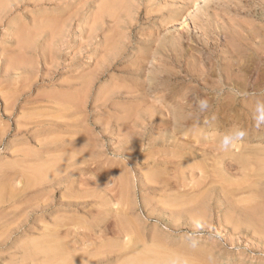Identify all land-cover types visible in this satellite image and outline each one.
Instances as JSON below:
<instances>
[{"label":"rangeland","instance_id":"1","mask_svg":"<svg viewBox=\"0 0 264 264\" xmlns=\"http://www.w3.org/2000/svg\"><path fill=\"white\" fill-rule=\"evenodd\" d=\"M105 1L24 0L0 28V264H264V236L234 224L264 207V0H124L130 16L102 22ZM16 28L33 47L11 72ZM182 29L159 87L129 76L140 48L91 78L115 43ZM236 51L253 58L241 71ZM61 155L70 182L49 190Z\"/></svg>","mask_w":264,"mask_h":264},{"label":"bare ground","instance_id":"2","mask_svg":"<svg viewBox=\"0 0 264 264\" xmlns=\"http://www.w3.org/2000/svg\"><path fill=\"white\" fill-rule=\"evenodd\" d=\"M24 0H0V28H2V26L4 25V20L6 19V17L7 16H9L8 14H10V13H13V9H17L18 7H20L21 6V3L23 2ZM37 0H33V2H36ZM126 1V0H125ZM124 0H106L100 7H99V9H98V11H97V18H98V20L100 21H102L103 22V20H105V21H107V20H115L113 17H118L119 16V14H117L116 15V13L118 12V11H120V13H121V11H122V9H123V13L124 14H127L128 13V11L126 10V6H127V9H129V7L130 6H132V5H130L129 7H128V5H123L122 3H124L125 2ZM128 1V0H127ZM185 1L186 0H174V2L171 4L172 6H175V5H182V6H184V3H185ZM126 4H129V3H126ZM137 7V6H136ZM135 8V7H134ZM178 8V10L179 9H181L180 8V6H178L177 7ZM239 8V7H238ZM137 9V11H136V13H137V16L140 14V11H142V10H140L139 11V7L138 8H136ZM130 10V9H129ZM148 10V8H144V16H145V19H147V18H149L150 16H151V12H149V10ZM182 10H183V8H182ZM127 11V13H125ZM131 11V10H130ZM133 12H134V10H132ZM151 11V10H150ZM180 11V10H179ZM178 11V12H179ZM132 12V13H133ZM131 13V14H132ZM123 14V15H124ZM128 14H130V12L128 13ZM127 14V16L129 17L130 15H128ZM164 14H166V13H164ZM169 14V13H168ZM116 15V16H115ZM125 16V15H124ZM113 18V19H112ZM131 18V17H130ZM133 18V17H132ZM132 18H131V20H132ZM153 18V17H152ZM107 19V20H106ZM118 19V18H117ZM127 19V21H128V18H126ZM130 20V19H129ZM134 21H130V27L132 26L131 24V22H133L134 24H136V20H139V19H137V17L135 16V18L133 19ZM150 20V19H149ZM111 21V22H112ZM117 21V20H116ZM108 22V21H107ZM119 23V22H118ZM123 23H125V22H123ZM51 24V23H50ZM49 23H48V26L50 25ZM120 24H122V23H120ZM139 24V23H138ZM143 24V23H142ZM116 25H117V22H116ZM129 25V24H128ZM127 25V26H128ZM134 26V25H133ZM118 27V26H117ZM120 28H122V26H119ZM47 28V27H46ZM49 28H51V27H49ZM128 28V27H127ZM182 28V27H181ZM6 30H4V31H10V30H7V28H5ZM130 29V28H129ZM184 29V28H183ZM183 29L182 30H178V31H176L177 32V34H176V36L172 33V37H168V35L167 36H163V38H160L159 36L160 35H157V38H156V36H154V38H153V40H151L152 38H151V36H152V33L150 34V35H147V36H150V37H146V38H140V40L139 41H135L134 40V42L135 43H133L131 40H127V41H125L124 43H119V44H114L113 46H112V49L110 50V52H109V54L103 59V61H102V65L100 66V68H98L97 70H95L96 71V73L91 77L93 80H94V78H100L101 77V75L105 72V69H107V67H109L110 65H112V63H114V61H117L118 59L120 60V58L122 57V56H126V55H128V54H130L131 52H133V50L134 49H136V51L137 52H139V48H140V50H141V52H139L140 54H136V55H133V56H135L134 57V61L132 62V61H130L131 63V66H130V68H129V70L128 71H130V74H129V76H133V77H135L136 79H140V82L141 83H143V85H145V87H147V89H148V87H151V86H153V84H155V83H157L156 81H158L156 78H154V76L156 75H154V76H152V74H154L155 73V71L156 70H158L159 69V71H160V69H163L162 71H165L164 70V68H167V66H168V61H170V59H175V58H172L173 56L172 55H175V54H172L171 52H173L171 49H175L174 50V52L176 51V53H178V49H180L179 47H180V44L182 45L183 44V46H184V44L186 43V42H184V40L186 39H189L188 38V36L187 35H185L184 34V32H183ZM120 30V29H119ZM32 31V30H31ZM31 31L29 30V29H27V30H25V28L24 29H20V28H16V29H12L11 30V32H12V34H14V33H17L16 35L18 36V38H17V46H18V49L20 50H18L19 52H17V54H14V56H13V58L11 59V60H9L8 61V63H9V65L7 66L8 67V69H7V71H11V72H13V71H15V70H17V69H22V67H26V65H24V63H26L27 61H25L26 60V58H25V56H24V53L25 52H27L30 48V50H32V42L31 41H33L32 40V37H31V35H30V33H31ZM2 32H3V29H2ZM34 32V31H33ZM130 32V31H129ZM151 32V31H150ZM189 32V31H188ZM149 34V33H148ZM164 34V33H163ZM168 34V33H167ZM189 34V33H188ZM248 34V33H247ZM251 34V33H250ZM165 35V34H164ZM171 35V34H170ZM173 35L175 36L174 38H173ZM191 36V35H190ZM241 36V35H240ZM244 35H242V37H243ZM246 36V35H245ZM248 36V35H247ZM194 37V36H193ZM252 37V36H251ZM151 38V39H150ZM191 38H192V36H191ZM239 38V37H238ZM238 38H236V40L238 39ZM209 39V38H208ZM137 40H138V38H137ZM169 40V42H171V46L173 47V48H171L170 46H167L166 45V43H165V45H164V41H168ZM191 40V39H190ZM239 40L240 39H238V41H237V43L239 42ZM241 40H243L244 41V37H243V39L241 38ZM192 41V40H191ZM245 41H246V39H245ZM184 42V43H183ZM193 42V41H192ZM242 42V41H241ZM178 43H179V45H178ZM167 44H169V43H167ZM210 44V43H209ZM242 44V43H241ZM245 44H246V42H245ZM186 45V44H185ZM211 45V44H210ZM242 45H244V43L242 44ZM16 46V47H17ZM32 46V47H31ZM179 46V47H178ZM187 46V45H186ZM190 46V45H189ZM207 46V45H206ZM237 46V45H236ZM247 46V45H246ZM263 46V45H262ZM178 47V48H177ZM182 47V46H181ZM205 47V46H204ZM238 47H240V46H238ZM242 47V46H241ZM207 48V47H206ZM184 49V48H183ZM258 49H260V46L258 47ZM258 49H257V51L256 50H254L253 52H255V53H253L254 55L252 56L253 58H255L256 57V59L257 60H260V58H261V53L260 52H258ZM247 50H248V48H247ZM261 50V49H260ZM259 50V51H260ZM181 51V49L179 50V52ZM249 51V50H248ZM248 51H246V53L245 54H243V53H241L240 51H236L237 53H236V58H235V54H233V58L231 59V60H234L233 62H235L234 63V65L233 66H237V70H240V64H242L243 66L245 65V66H247L246 64L248 63V61L250 62L252 59H250L251 57H250V55H248L250 52H248ZM212 52V51H211ZM248 52V53H247ZM28 53V52H27ZM209 53V52H208ZM26 54V53H25ZM251 54V53H250ZM178 55V57H179V53L177 54ZM25 59V60H24ZM178 59V58H177ZM264 59V58H263ZM262 59V60H263ZM131 60V59H130ZM177 62L176 60H172V62ZM120 62V61H119ZM174 62V63H175ZM232 62V63H233ZM253 62V61H252ZM257 62V61H256ZM260 62H262V61H260ZM174 63H173V65H174ZM123 64V63H122ZM215 64V63H214ZM217 64L219 65L220 63H218L217 62ZM171 65H172V63H171ZM172 65V66H173ZM238 65H240L239 67H238ZM248 65H249V63H248ZM215 66H217V65H215ZM257 66V65H256ZM218 67V66H217ZM242 67V66H241ZM125 68V67H124ZM127 68V67H126ZM171 69L173 68V67H170ZM219 68V67H218ZM243 68L244 67H242V70H243ZM246 68V67H245ZM259 68V67H258ZM247 69H248V67H247ZM6 70V69H5ZM170 70V69H169ZM123 71V70H122ZM127 71V72H128ZM241 71V70H240ZM240 71L238 72V73H240ZM245 71V70H244ZM165 72H167V71H165ZM225 72V71H224ZM243 72V71H242ZM129 73V72H128ZM157 73V72H156ZM169 73V72H168ZM168 73H167V76L164 74V73H162V74H164L165 76L164 77H169L170 75H171V71H170V75L168 76ZM228 73V72H227ZM219 74H222V73H219ZM224 74V73H223ZM237 74V73H236ZM159 74L157 73V76H158ZM235 75V74H234ZM234 75H233V77H234ZM240 75H241V73H240ZM260 75V74H259ZM227 76V75H226ZM238 76V75H237ZM244 76V75H243ZM242 76V77H243ZM161 76L159 75V78H160ZM227 77H229V73H228V76ZM231 77V76H230ZM229 77V78H230ZM259 77H261V75L259 76ZM162 78V77H161ZM228 78V79H229ZM234 78H238L239 79V76L238 77H234ZM89 80H91L90 78H89ZM88 80V81H89ZM226 80H227V78H226ZM201 81V80H200ZM233 81V80H232ZM85 82H87V81H85V80H83V82H81L82 83V85L85 83ZM0 84H1V82H0ZM87 84V83H86ZM82 85H81V87H82ZM90 85H91V83H90ZM134 85H138V82H137V84H134ZM143 85H141V86H143ZM163 85V84H162ZM84 86H86L87 87V85H85L84 84ZM83 86V87H84ZM139 86V85H138ZM157 87H159L158 86V83H157V85H156ZM205 86V85H204ZM161 87V86H160ZM133 88H136L135 86L133 87ZM153 89L155 88V87H152ZM83 89H86V88H83ZM81 90V91H79L78 93H73V94H71V95H67V96H65V97H63V99L61 100V102H62V104L61 103H59L58 104V98H59V96H57V98H56V96L55 97H51L50 96V98L51 99H55L56 98V101L55 102H57V105H59L60 107H64L65 109H69L70 107L72 108H76L77 106H78V104H80V101L82 100V95H84L85 94V92H84V94H83V91H86V90ZM89 89V88H88ZM136 89H139V87H137ZM141 89V88H140ZM140 89L138 90V91H140ZM156 89V88H155ZM142 90L144 91V88H142ZM141 90V91H142ZM134 91H135V89H134ZM137 91V90H136ZM140 91V92H141ZM141 94V93H140ZM83 101V100H82ZM179 101H177V104H179L178 103ZM82 103V102H81ZM184 103V102H183ZM61 104V105H60ZM180 105H181V103H180ZM180 105H178V106H180ZM185 106V105H184ZM183 105H182V107H183V109L185 108ZM181 107V106H180ZM8 108H9V106H7V105H5L4 106V111H7L8 110ZM178 109H179V107H177ZM170 109H171V107H170ZM181 109V108H180ZM182 113V112H181ZM181 115V114H180ZM173 116V115H172ZM177 116V115H176ZM178 117V116H177ZM179 118V117H178ZM175 123H177V122H175ZM178 123H179V121H178ZM52 127H53V125H51ZM178 126V125H177ZM55 127V126H54ZM49 142V141H48ZM50 142H52V141H50ZM61 146V145H60ZM66 145H63L62 147H65ZM69 147V146H68ZM56 148H58V146H56ZM30 154V153H29ZM70 154V153H69ZM68 156H70V155H68ZM67 155H61L60 157H57V158H55L54 157V159L53 160H47L48 161V165H47V167H48V169H50V170H47V172H49V174L50 175H53V177L51 178V180L50 181H48L49 182V184H48V186H47V188L49 189H51V190H54L58 185H61V184H67L68 182H70V177H68V174H66L65 176H60V174H58V172L59 171H62V170H64V169H66L67 167H68V165H69V168H70V163L68 162L69 161V158L70 157H68ZM53 158V157H52ZM259 158V157H258ZM262 158V157H261ZM46 159V158H45ZM46 161V160H45ZM42 165V164H41ZM249 166V165H248ZM40 167V166H39ZM263 167V166H262ZM34 167H32V169H33ZM72 168V167H71ZM74 168V167H73ZM72 168V169H73ZM264 168V167H263ZM31 169V168H30ZM253 169V168H252ZM37 170L39 171V173L41 172V170H39L38 168H37ZM37 170H36V173H37ZM255 170V169H254ZM43 171L45 172V174L43 173ZM42 171V175H43V177H44V175L45 176H47L46 175V168H45V170H43ZM65 171V170H64ZM257 171V170H256ZM256 171H254V172H256ZM252 172V171H251ZM34 173V172H33ZM39 173L37 174V175H39ZM58 175H57V174ZM48 174V173H47ZM49 175V176H50ZM54 175H56L55 177H54ZM32 176V175H31ZM29 178V177H28ZM42 178V177H41ZM34 179V178H33ZM43 179V178H42ZM244 180H246L245 178H244ZM243 180V181H244ZM28 181V180H27ZM35 181V180H34ZM219 181V180H218ZM230 181V180H229ZM232 181V180H231ZM247 181V180H246ZM245 182V181H244ZM251 182V181H250ZM221 184V183H220ZM225 184V183H224ZM230 184V183H229ZM244 185H245V183H243ZM231 185V184H230ZM237 185V184H236ZM235 185V186H236ZM251 185V184H250ZM221 186H223V185H221ZM234 187V186H233ZM244 188H246V187H244ZM251 187H249V189H250ZM49 189V190H50ZM239 189V188H238ZM242 189V188H241ZM249 192V191H248ZM251 194V193H250ZM199 196V195H198ZM203 197V196H202ZM248 197H250V196H248ZM238 199V198H237ZM236 199V200H237ZM241 199V198H240ZM244 199H246L245 197H244ZM244 199H242V201L244 200ZM252 199L253 198H250V200H251V202H252ZM194 200V199H193ZM197 199H195V201H196ZM250 200L249 199H246V200H244V203L245 202H247L248 201V204H250ZM254 200V199H253ZM194 201V203H196ZM200 200L198 199L197 200V202H199ZM253 203L254 202H252V204H250V205H253ZM255 203H256V201H255ZM193 204V203H192ZM246 204L247 203H245L244 205L246 206ZM247 204V205H248ZM243 205V204H242ZM249 206V205H248ZM244 207V206H243ZM241 209H243V210H241ZM240 210L242 211H239V210H237V211H239L238 213H235V214H239V216H238V218L236 217V215L234 214V212H233V214L235 215V217H236V219H234V224L237 226V227H239V225H240V227L243 225L244 226V224L247 226V227H253V230H255V232H257L259 235H262V236H264V207H262V206H258V205H253L252 207H248V208H240ZM236 212V211H235ZM102 222L101 221H98V222H96V225L99 227V226H102V225H100ZM116 223V222H115ZM103 225H105V223L103 224ZM245 226V227H246ZM52 229H54V228H52ZM239 229V228H238ZM248 229V228H247ZM254 232V231H253ZM237 233V232H236ZM46 234V233H45ZM257 234V235H258ZM46 235H50V234H46ZM52 235H55V234H53L52 233ZM43 236H45V235H43ZM56 236V235H55ZM50 237V236H49ZM58 238V237H57ZM50 239V238H49ZM52 239V238H51ZM50 239V240H51ZM43 240H44V238H43ZM45 240H46V238H45ZM53 240H54V237H53ZM58 240V239H57ZM39 241V240H38ZM55 241V240H54ZM48 242H49V240H48ZM60 242H58V244H59ZM54 244H57V242H55ZM53 244V245H54ZM58 244L57 245H55V246H57L58 247ZM52 245V246H53ZM61 246L63 247V245H61L60 244V249H61ZM38 247V246H37ZM51 247V246H50ZM56 248V247H55ZM54 248V250H55V252H56V249ZM51 249H53V248H51ZM51 249H49L50 251H51ZM60 249H58V251L60 250ZM58 251H57V253H58ZM65 251V250H64ZM52 252V251H51ZM54 252V251H53ZM61 253V252H60ZM66 253V252H65ZM52 255H55V253L53 254V253H51ZM138 264H147L146 262H138Z\"/></svg>","mask_w":264,"mask_h":264}]
</instances>
